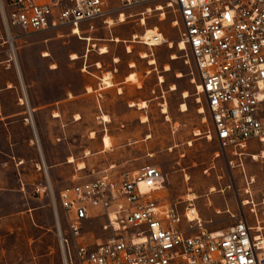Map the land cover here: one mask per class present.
I'll use <instances>...</instances> for the list:
<instances>
[{"label": "rangeland", "instance_id": "374dc122", "mask_svg": "<svg viewBox=\"0 0 264 264\" xmlns=\"http://www.w3.org/2000/svg\"><path fill=\"white\" fill-rule=\"evenodd\" d=\"M165 4L147 7L152 12L145 26L139 15L124 23L112 17L114 25L96 23L82 39L69 30L23 37L7 28L0 11V264H66L58 238L59 228L66 229L59 191L107 170L134 173L144 166L164 174L159 197L165 206H177L181 215L196 209L207 231L245 218L263 228L254 235L264 238V159H254L264 146L251 142L237 153L221 148L191 53L178 49V14ZM158 5L165 9L155 11ZM142 12L146 8L133 11ZM148 28L168 43L149 48L134 42ZM115 68L113 87L88 92ZM129 73L130 83L116 86ZM48 185L52 195L36 193ZM99 214L85 227L90 245L112 237Z\"/></svg>", "mask_w": 264, "mask_h": 264}, {"label": "built area", "instance_id": "2783aa9c", "mask_svg": "<svg viewBox=\"0 0 264 264\" xmlns=\"http://www.w3.org/2000/svg\"><path fill=\"white\" fill-rule=\"evenodd\" d=\"M160 2L178 14L181 41L195 63L221 148L237 153L251 142L264 146V0H0V11L7 28L23 37L79 30L81 38L96 23L109 26L112 17L145 18L147 7ZM138 8L146 12L133 13ZM162 35L134 42L167 44ZM165 182L160 168L144 166L62 189L58 201L66 229L59 228L58 238L65 263L264 264V240L256 239L245 218L209 232L201 219L191 221L189 213L161 203ZM36 193L52 195L53 189L39 187ZM95 211L112 237L90 245L84 231Z\"/></svg>", "mask_w": 264, "mask_h": 264}, {"label": "bare ground", "instance_id": "6f19581e", "mask_svg": "<svg viewBox=\"0 0 264 264\" xmlns=\"http://www.w3.org/2000/svg\"><path fill=\"white\" fill-rule=\"evenodd\" d=\"M165 8L162 6V5H158L157 6V8L155 9V11H163ZM151 12H152V10H151ZM118 20H119V23H124V22H126V16L125 15H121L120 17H118ZM114 20H112V19H110L108 22H107V24H110L111 26L112 25H114V22H113ZM142 25L143 26H145L146 25V20H145V18H142ZM174 25H178V23L177 22H175L174 23ZM78 32H80L79 30H76L75 32H74V34L73 35H77V33ZM158 33V29L157 28H155V29H147L146 30V34H145V36H143V38L144 39H149V38H151V37H153V35H155V34H157ZM136 38V40L137 39H140V37H138L137 35L133 38V39H135ZM162 38L165 40V42H167V40L164 38V36L162 35ZM81 39H82V37H81ZM14 39L13 38H11V41H13ZM115 41H119V39L117 38ZM133 42V41H132ZM134 43V42H133ZM151 46H155V47H159V46H161L160 44H158V43H154V44H151ZM169 46L170 47H173V43L172 42H169ZM152 48V47H151ZM178 49H180V50H185V49H187V46H186V44L183 42V41H181V42H179V46H178ZM101 54H107L108 53V48H106V47H103L102 49H101ZM128 52L130 53L131 52V47H129L128 48ZM44 56L45 57H47L48 56V54H44ZM141 57L143 58V59H146L147 57H148V55H147V53H142L141 54ZM72 59H77V55L76 54H73L72 55ZM172 59H176V56H173L172 57ZM116 61H118V60H116ZM155 62L154 61H151L150 62V64L152 65V64H154ZM131 67H133V65H131ZM170 69V67L169 66H166L165 67V71H168ZM178 76H180V75H178ZM107 77V76H106ZM112 78H111V74L110 75H108V77L107 78H105V79H103V86H105V87H107V88H111V87H113V82H112V80H111ZM127 81H130V78H127ZM160 81L161 82H163L164 81V79H163V77H160ZM139 86V88H141V84H139L138 85ZM172 89H175V87L173 86V88ZM88 90V92H92V88H88L87 89ZM198 91H199V93H201L202 92V88H201V86L199 85L198 86ZM120 94H122V89H120V92H119ZM185 98L188 96V94L187 93H185ZM136 105H135V103H133V102H131L130 103V107H135ZM146 103L145 102H142L140 105H139V107H140V109H145L146 108ZM186 105H183V109L184 110H186ZM164 113L166 112V108L164 109V111H163ZM201 112H204V109L202 108L201 109ZM56 117H58V115L56 114L55 115ZM75 120L76 121H79L80 120V116H76L75 117ZM103 121L104 122H106V123H108L109 122V118L107 117V116H104L103 117ZM146 120H144V122H145ZM198 135H201V133L199 132V131H197V133H196V136H198ZM209 139H212V135L210 134L209 136ZM92 138H94V134H92ZM259 157H261V158H263L264 159V151H263V153H262V155L261 156H257V155H254V159H258ZM75 162V159L74 158H70L69 159V163H74ZM85 168V165L83 164V163H80L79 164V169L80 170H82V169H84ZM196 197L194 196V195H192V196H190V198H189V201H193L194 199H195ZM188 216H189V219L191 220V221H193V220H196V219H199V215H198V212H197V210L196 209H193L189 214H188ZM253 229H254V231L256 232V233H259L260 231H262L263 230V228L262 227H257V228H255V227H253ZM257 238L256 239H258V240H264V238L262 239L259 235H257L256 236ZM262 248H264V246H262Z\"/></svg>", "mask_w": 264, "mask_h": 264}, {"label": "crops", "instance_id": "0c3cea01", "mask_svg": "<svg viewBox=\"0 0 264 264\" xmlns=\"http://www.w3.org/2000/svg\"><path fill=\"white\" fill-rule=\"evenodd\" d=\"M14 32H17V31H14ZM17 33H19V32H17ZM117 73V68H115L114 70H112V71H110L109 73H107V74H111V80L113 81V78H114V74H116ZM131 73H129V74H127L125 77H124V79L122 80V81H119L118 82V84H116V86L117 85H124V84H127V83H130V82H126V77L128 76V75H130ZM103 79H104V77H103ZM103 79L101 80L102 81V83L101 84H99V87L98 88H94V87H91L92 89H93V91H102V90H106V89H109V88H107V87H105V86H103ZM115 84V83H114ZM3 121V117L0 119V122H2ZM9 124V123H8ZM106 172H108V173H114V172H112V171H106ZM105 172V173H106ZM36 185V184H35ZM61 191V190H60ZM60 191H59V193H60ZM59 193H58V195H59ZM58 195H57V198H58ZM198 212V211H197ZM198 215H199V213H198ZM206 215V214H205ZM206 218H208V216L206 215L205 216ZM199 219H200V217H199ZM206 223L207 224H213L212 222H209V221H206ZM204 227H206V226H204ZM210 227H212V229L213 230H211V231H209V232H219V231H224V230H227V229H229V228H231V227H228V228H224V227H222L220 224H213V225H211ZM223 228V229H222Z\"/></svg>", "mask_w": 264, "mask_h": 264}]
</instances>
